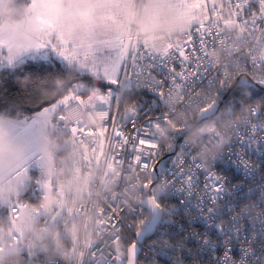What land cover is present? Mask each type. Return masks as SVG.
Returning a JSON list of instances; mask_svg holds the SVG:
<instances>
[{
    "label": "built area",
    "instance_id": "1",
    "mask_svg": "<svg viewBox=\"0 0 264 264\" xmlns=\"http://www.w3.org/2000/svg\"><path fill=\"white\" fill-rule=\"evenodd\" d=\"M211 5L230 23L221 25L224 36L208 49L203 61L210 67L208 75L193 72L172 82L171 69H150L142 55L144 48L167 55L170 45L183 44L194 24L144 31L136 20L130 22L124 36L129 41L123 62L127 76L121 72L116 102L89 105L81 97L64 108L59 118L78 157L67 159L47 147L41 151L48 165L42 203L15 205L24 222L14 240L2 246L0 264H126L133 242L136 264H264V108L254 103L219 112L220 100L235 82H264V29L238 21L233 0ZM175 71H182L179 64ZM126 88L142 96L120 109ZM214 101L216 109L204 116ZM111 115L124 126L129 143V121L150 123L148 135L133 149L131 165L126 152L118 149L117 161L112 151ZM204 119L207 123L197 125ZM73 126L86 134L74 135ZM160 150L153 172L154 164L144 166L143 161L158 159ZM192 157L224 178L215 201L205 185L206 172L193 169L197 178L184 179L182 169L193 163ZM148 199L162 216L151 234L139 240L137 233L152 218L145 220ZM111 207L120 210L119 225L111 224ZM9 255L15 257L5 258Z\"/></svg>",
    "mask_w": 264,
    "mask_h": 264
},
{
    "label": "rangeland",
    "instance_id": "2",
    "mask_svg": "<svg viewBox=\"0 0 264 264\" xmlns=\"http://www.w3.org/2000/svg\"><path fill=\"white\" fill-rule=\"evenodd\" d=\"M7 1L0 0V59L3 62L14 63L30 56L54 58L62 63L74 65L83 73L118 86L121 82L119 65L127 56L129 43L127 39L115 38L123 35V18L126 23L136 20L138 27L144 31L171 30L194 24L193 16L184 4H192L201 10L203 5V0H135V3L134 0H23L22 17L11 20L6 17ZM213 1L209 0V4ZM42 20L50 23H42ZM59 36L77 46L79 58L69 62L54 48H38L42 44L54 42ZM121 43V60H116L114 50L98 53L96 59L94 54L99 48L105 45L119 47ZM117 73L119 82H111L110 79ZM244 82L247 83V80ZM71 97L72 94H67L49 106L50 111H41L25 121L0 118V185L5 181L4 187L21 184L26 175L25 167L35 161L36 165L46 171L45 156L41 151H37L41 149L39 147H42V151L47 147V151L51 153L45 131L49 128L58 131L64 129L60 115L58 114L55 121L52 117L57 107L63 105L65 108L69 104ZM114 99L113 89L108 88L105 92L95 89L84 102L89 105H111L115 103ZM217 104L218 101H214L206 107L203 115L213 112ZM225 107L228 112H232L231 104H224L219 112H224ZM29 123V128L20 136L17 135L23 126ZM188 126L187 123L186 127ZM32 152L38 154L23 166H18ZM20 156L22 158L14 163ZM13 218L15 224L24 219L23 215L18 213H15ZM112 264L120 262L117 260Z\"/></svg>",
    "mask_w": 264,
    "mask_h": 264
},
{
    "label": "trees",
    "instance_id": "3",
    "mask_svg": "<svg viewBox=\"0 0 264 264\" xmlns=\"http://www.w3.org/2000/svg\"><path fill=\"white\" fill-rule=\"evenodd\" d=\"M21 2L23 0H8L5 3L8 19L22 17L23 5ZM77 85L79 87H76ZM118 87V85L106 83L95 76L83 73L74 65L62 63L54 58L30 56L14 63H5L0 59V118L25 121L67 94H72L69 101L71 102L74 96L85 99L95 89L99 92H105L108 88L113 89L116 102ZM138 96H142V93L126 88L120 99V109L136 101ZM223 103L231 104L233 110L254 103H258L264 108V87L237 81L226 93ZM63 112V105L57 107L52 120L55 121L58 114ZM205 123L207 120L204 119L197 125ZM45 133L51 153L67 159L71 156L73 159H77L75 142L65 128L60 131L49 128ZM21 158L22 156L17 158L14 163ZM35 162L25 167L26 175L21 184L15 183L12 187H4L5 181L0 185V252L5 250L2 247L4 244L9 245L14 240L24 222L23 219L17 224L14 223L13 217L16 211L13 209L15 205L22 202L37 207L42 203L43 191L40 184L47 176L48 165L46 162L47 169L45 171ZM68 167L69 165H67V170ZM52 170L55 177L58 176V169L55 165ZM162 205L168 207L169 203L163 199ZM145 217L146 222L149 221L150 212L146 211ZM13 257L15 255L5 256V258Z\"/></svg>",
    "mask_w": 264,
    "mask_h": 264
},
{
    "label": "snow or ice",
    "instance_id": "4",
    "mask_svg": "<svg viewBox=\"0 0 264 264\" xmlns=\"http://www.w3.org/2000/svg\"><path fill=\"white\" fill-rule=\"evenodd\" d=\"M235 5L237 20L245 21L251 23L253 29H264V6L260 4V0H233ZM209 0H203L202 10L196 9L192 4H184L183 6L188 8L189 14L193 16L194 19V27L187 34V39L183 42L182 45H170L169 51L167 55H160L158 53H153L149 49L144 48L143 54L145 56V62L148 64L150 69H160L161 72H166L168 69H171L173 77L172 82L176 80L177 76L187 78L191 73L208 75L210 71V67L203 63L204 60L207 59L208 49L214 46L218 41H220L221 37L224 36V32L221 31V25L227 27L230 21L221 18L219 13L216 12L215 5H211V8L208 7ZM201 11L203 14H201ZM210 13V14H209ZM42 23H50L49 21H43ZM51 47L54 48L57 52H59L62 56L66 57L69 62H72L74 58H79L80 53L78 51L77 46L72 41L64 40L62 36L57 37L54 42L49 43L48 45H40L38 48H46ZM121 48H123V44L121 43L119 47L113 45H105L99 48L95 52V57L97 59V54L101 52H107L108 50H114L116 53V60H121L122 52ZM139 53V49H136ZM179 64L182 68V71L176 72L175 66ZM119 72H124L125 76H127V68L121 62L119 65ZM118 73L110 79L113 83L119 82ZM148 73H152L149 71ZM258 82V81H257ZM262 87H264V82H259ZM76 87H79L77 85ZM110 92V90H109ZM159 94L163 95V88L159 89ZM110 95V94H109ZM73 100L79 102L81 97L74 96ZM62 106V105H61ZM51 109L47 106L42 112L50 111ZM111 119V131H112V141L111 148L113 153L117 157V161L120 159V152L117 150H121L122 152H126L129 156L128 163L131 165L135 163V159L132 158V152L135 148V145L138 141H142L144 137L148 135L147 129L150 126V123L143 124L141 126H137V120L133 118L129 121V125L131 127V143H129L128 135L122 130L124 126L120 125L115 115L110 116ZM74 135H85V131L83 129L72 127L71 129ZM182 139V137H179ZM190 147V146H189ZM162 156V150L159 151V158L156 160H149L147 158L144 159L143 165L146 166L148 163L154 164L152 168L153 172L157 171V165L160 162ZM184 157H179L178 162H183ZM193 163L188 167L182 169V174L184 179L188 178L189 182H192L196 179V176L192 175L193 169L197 170L199 174L201 171L207 173V179L205 180V185L208 187L209 192L212 194V200H216L215 193L219 192L225 183L224 178L218 175L214 170L206 169L202 167L199 162H196L194 157H192ZM187 173V176L185 175ZM210 181H214L210 183ZM23 206L18 203L17 208ZM16 211V208L13 209ZM207 212L211 213L212 208L208 207ZM111 213V224L119 225L121 223V215L120 210L117 207L110 208ZM136 244L133 242V247ZM106 264V262H104Z\"/></svg>",
    "mask_w": 264,
    "mask_h": 264
},
{
    "label": "water",
    "instance_id": "5",
    "mask_svg": "<svg viewBox=\"0 0 264 264\" xmlns=\"http://www.w3.org/2000/svg\"><path fill=\"white\" fill-rule=\"evenodd\" d=\"M255 85H258V84H255ZM224 98L225 96L222 97V99L220 100V103L224 100ZM212 116L213 114L207 116V119H210ZM147 208L149 209L152 218L147 223V225L137 233V238L139 240H142L145 236L151 234L156 223L159 221V219L162 216V211L156 206V204L154 203L152 199H148ZM137 254H138V246L137 245L135 247H133V245L130 246L127 252L126 264H136Z\"/></svg>",
    "mask_w": 264,
    "mask_h": 264
},
{
    "label": "bare ground",
    "instance_id": "6",
    "mask_svg": "<svg viewBox=\"0 0 264 264\" xmlns=\"http://www.w3.org/2000/svg\"><path fill=\"white\" fill-rule=\"evenodd\" d=\"M29 126H30V123L26 126V125H24L23 126V129L17 134V135H21V133L22 132H24L25 130H27L28 128H29ZM39 148H41L40 150H38L37 152H39V151H42V147H39ZM36 154H38V153H36V152H32L30 155H28L23 161H21L20 163H19V165L18 166H23L24 164H26L27 162H29Z\"/></svg>",
    "mask_w": 264,
    "mask_h": 264
},
{
    "label": "crops",
    "instance_id": "7",
    "mask_svg": "<svg viewBox=\"0 0 264 264\" xmlns=\"http://www.w3.org/2000/svg\"><path fill=\"white\" fill-rule=\"evenodd\" d=\"M133 3H135V0L133 1ZM127 15V14H126ZM123 21L125 22V25H124V31H123V35L122 36H117V37H115V38H124V36L127 34V32H128V30H129V24H130V22L132 21V20H129L127 23H126V19H124L123 18ZM125 39V38H124ZM16 132L18 131V130H15ZM14 131V132H15ZM15 132V133H16ZM14 133V134H15ZM16 135V134H15ZM1 145V144H0Z\"/></svg>",
    "mask_w": 264,
    "mask_h": 264
}]
</instances>
